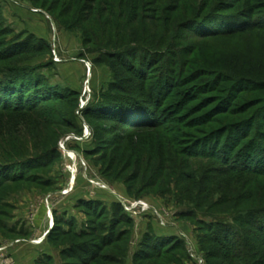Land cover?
<instances>
[{
	"label": "rangeland",
	"instance_id": "1",
	"mask_svg": "<svg viewBox=\"0 0 264 264\" xmlns=\"http://www.w3.org/2000/svg\"><path fill=\"white\" fill-rule=\"evenodd\" d=\"M263 7L264 0H0V82L11 80L14 63L37 67V74L58 87L56 95L64 96L31 113L11 112V102L0 109V176L43 174L37 166L50 158L40 160L41 155L58 146L62 159L56 168L70 176L66 197L75 177L87 179L92 191L112 193L111 204L102 203L96 212L77 207V219L54 231L58 241L42 264H134L140 223L161 227L156 212L168 216L165 228L178 223L173 214L192 212L202 225L185 221L196 235L209 239L218 231L230 244L242 231L256 236L257 225L264 229ZM29 15L42 18L48 38L24 28L34 25ZM246 23L253 26L227 34ZM14 49L21 51L16 57ZM77 61L85 69L76 99L73 88L61 84L59 69ZM100 94L120 99L129 107L120 110L159 127L134 130L119 116L117 123L85 118ZM192 177L204 180L202 186ZM205 179L218 180L233 201L212 212L218 217L203 215L223 201L209 197L217 187ZM139 201L152 210L136 216L125 209ZM122 211L138 227L123 225ZM130 228L133 244L124 256L125 243L115 240ZM208 245L206 250L215 249Z\"/></svg>",
	"mask_w": 264,
	"mask_h": 264
},
{
	"label": "trees",
	"instance_id": "2",
	"mask_svg": "<svg viewBox=\"0 0 264 264\" xmlns=\"http://www.w3.org/2000/svg\"><path fill=\"white\" fill-rule=\"evenodd\" d=\"M240 1L241 0H237V3ZM238 15L234 14L233 17L238 16ZM250 24L251 23H246L243 27H239L232 31H229V33L227 34L245 32L249 30L251 26H253ZM20 52L21 51H17V50L12 51V56L14 55L13 57H16L17 54H19ZM19 63H23V61ZM99 63L101 64L105 62L98 61L96 64L100 65ZM17 64L18 63H14L13 64L14 67L13 68L11 67V80L0 82V109H2V111L5 110L6 105H8L10 102H11V112L22 110V111L31 113V112H34L38 108L39 105L45 102H51L53 99L63 100L64 96L56 95L57 92L59 91L58 87H55V88L52 87L51 85L48 84L49 80L46 77L44 76L41 77L42 75L37 74L36 72L37 67H25V66L21 67ZM23 64H25V61ZM7 68L8 67L6 66L2 67L1 70H6ZM119 89L120 91L122 90L121 88ZM71 93L74 96L73 98H76V99L79 98L78 93L75 92L74 90H72ZM119 100H116V99L111 100V98H109L107 95L104 96L103 94L102 95L100 94L97 96V99L95 100V102L89 105V107L84 111V116L85 118L92 120V121H107L109 119H112L111 120L112 123H115V122L117 123L118 119L117 120L116 119L113 120V119L119 116L122 119L123 125L129 126L131 129H134V130H140L143 128L144 129H155L159 127V125L157 124L156 125L148 124V119L143 116L131 113L129 111L125 113L122 110H120L119 108L122 105L126 107L128 105L119 103L118 102ZM1 101H4L5 105L4 103L2 104ZM109 105H112V106H109ZM55 116H57L60 119L62 118L65 121H68L63 116V113H59ZM70 125L73 131L75 132L78 131V124L77 126L74 123ZM55 126H58V125H55ZM247 138H248V135L244 136L239 142H236V145L234 146V150H237L238 148L242 147L243 146L242 144L246 142ZM226 150H228V147ZM88 153H90V154H87L88 157H90L91 152H88ZM232 155L233 153L230 154V156ZM41 156L42 157L40 160L50 158L47 162H44L41 165L37 166V168L39 167V170L47 174L43 173V174H38V175H27L26 176V175H22L21 173H17V174L13 173L5 177L0 176V207L5 209V211L0 210V231L7 238L9 237L13 239L21 238L24 232V229H22V231L19 233L18 229L15 226L13 228L8 226V224L12 220V213L14 209V206L9 201L14 196V194H18L22 190H28V189H33V188H37L42 191L51 190L55 186L54 185L55 180L53 177H50V175L53 172L54 168L58 166V164L60 163L62 159V155L60 153L59 147L55 146L52 149L48 150L47 153H45L44 155L42 154ZM222 161L225 162L224 164H226L227 162L226 159H222ZM175 165L177 167H181L179 166V163H176ZM222 175L224 174L222 173ZM191 180L196 182L195 178ZM205 180L207 184H211L212 186L216 184L215 186L217 187V189L214 188V192L210 191V193L212 194L209 195V197L213 196L214 198L217 195H220L222 197L221 200L223 201L214 202V204L211 205V207L208 208V211L206 213H203V215L217 216L216 213H212L214 212L215 209L221 207L222 205H230L228 203H231L233 201L230 200L231 199L230 195L223 192L224 191L223 185L217 184L218 180H213L211 183H210V180H207V179ZM203 182L204 180L202 182L197 181L195 185L202 186L200 184H202ZM224 198L227 201H225ZM79 205L85 206L89 208V210H92L94 212H96L97 209L102 207L101 202H83L82 201L79 203ZM259 211L260 209L256 211H247V212L257 213ZM121 214H122L121 217L123 216V220L121 222L123 225L129 226V227L131 225H134L133 224L134 219H132L131 217L129 218L126 215H124L125 214L124 211H122ZM125 216L127 218H125ZM180 217L184 220L190 219L193 224H198L196 225L198 226L197 228H199L202 225L201 223L202 221L194 222L192 220L193 219L192 212H190L189 214L181 213ZM64 224L65 223L57 222L48 237V242L53 249H54L56 242L58 241V238H53V233L55 235L54 231L61 228V226H63ZM259 226L260 227H258L257 225V228H256L257 229L256 236L248 235L246 231H242L240 234L241 238L235 241L233 244H230L228 239L225 237V235H223L222 233L218 231L210 235L211 238L209 239L201 237V235H199L198 233L197 240H198L199 249L204 256L206 263L215 264V262L217 263L218 261H222V264H262V263L264 264V229L263 227H261V225ZM131 232H132L131 228L127 229V231L125 232L120 231V233H118L117 239L115 240V242L117 243H122V242L125 243V247L123 248V251H122L123 253L121 252L122 254H124V256L127 255L128 251L131 249V245H132ZM261 233L263 235H261ZM259 235H261L260 238L258 237ZM221 236L227 241V243L226 241H223L221 239ZM111 242L112 241L109 242V245L112 244ZM208 244L213 245L215 249L206 250V247H207L206 245ZM190 255H191L190 251L187 248L183 240L178 239V238L157 237L152 232H149V234L144 236V239L138 251L134 255V262H135L134 264H181L182 260L190 258ZM122 257L123 256H121V258ZM47 258L48 256H44L37 262V264L45 263V260H47ZM94 258H95V254L93 255L92 259ZM113 258H116V257H113ZM258 258L260 259L259 261H258ZM104 259L106 260V256H104ZM110 261H112L111 258H110ZM113 262L114 264H123L122 260L120 261L114 260Z\"/></svg>",
	"mask_w": 264,
	"mask_h": 264
},
{
	"label": "crops",
	"instance_id": "3",
	"mask_svg": "<svg viewBox=\"0 0 264 264\" xmlns=\"http://www.w3.org/2000/svg\"><path fill=\"white\" fill-rule=\"evenodd\" d=\"M29 17L34 25L29 22L24 25V28H28L30 32L41 38H48L46 25L41 23L42 18L33 15H29ZM70 54H72V49H70ZM48 60L49 56L41 58L35 62V65H40ZM83 62L66 63L59 69L61 84H68L73 90L80 93V78L85 69ZM52 177L55 180L53 189L45 191L37 188L22 190L10 199L9 202L14 206L10 227L15 226L19 233L24 229V232L21 238L13 239L5 237L0 231V250H2L0 264H37L41 258L51 255L53 251L48 237L56 223L66 224L70 219H77L76 209L80 202H101L104 204L112 202L111 192L108 190L92 191L87 179L82 177L73 179L71 183L73 193L66 197L67 195H62V191L66 190L69 185L70 176L63 169L56 168ZM49 212L53 214L51 217ZM173 215V220L177 217L178 223L168 228L159 227L150 221H141L140 245L144 236L149 232L157 237L178 238L185 242L191 254L190 258L183 259L181 264H200L201 261L203 264H207L199 249L195 227L182 219L180 215Z\"/></svg>",
	"mask_w": 264,
	"mask_h": 264
},
{
	"label": "built area",
	"instance_id": "4",
	"mask_svg": "<svg viewBox=\"0 0 264 264\" xmlns=\"http://www.w3.org/2000/svg\"><path fill=\"white\" fill-rule=\"evenodd\" d=\"M90 67L91 66H89V69H90ZM61 149H62V151H66L64 145L61 146ZM67 192L64 191L62 193V195H66ZM125 209L128 212H132L136 216H139V215H142V214H147L148 211L152 210L151 206H149L148 204H146L145 202H142V201L135 202V203L129 205L128 207H125ZM156 218L159 219V224L163 228L167 227V225L169 224V221L167 220L168 216H162L161 214L156 212ZM52 228H53V226H52ZM1 251L2 250H0V252ZM200 264H203V261H201Z\"/></svg>",
	"mask_w": 264,
	"mask_h": 264
},
{
	"label": "bare ground",
	"instance_id": "5",
	"mask_svg": "<svg viewBox=\"0 0 264 264\" xmlns=\"http://www.w3.org/2000/svg\"><path fill=\"white\" fill-rule=\"evenodd\" d=\"M70 156H71V159H75V156L74 155L70 154Z\"/></svg>",
	"mask_w": 264,
	"mask_h": 264
}]
</instances>
